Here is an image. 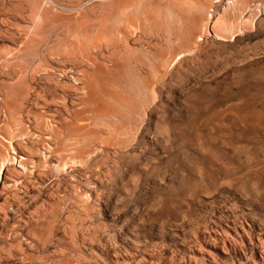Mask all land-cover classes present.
Returning <instances> with one entry per match:
<instances>
[{"label": "rangeland", "instance_id": "1", "mask_svg": "<svg viewBox=\"0 0 264 264\" xmlns=\"http://www.w3.org/2000/svg\"><path fill=\"white\" fill-rule=\"evenodd\" d=\"M111 1L0 0V264H264V0Z\"/></svg>", "mask_w": 264, "mask_h": 264}, {"label": "bare ground", "instance_id": "2", "mask_svg": "<svg viewBox=\"0 0 264 264\" xmlns=\"http://www.w3.org/2000/svg\"><path fill=\"white\" fill-rule=\"evenodd\" d=\"M112 1H114V0H112ZM111 1V2H112ZM118 0H116V2H117ZM111 2H109V4L111 3ZM121 2V3H120ZM118 1V3H119V5L120 6H122L125 2H124V0L123 1ZM124 2V3H123ZM129 2H131V1H129ZM115 2H112V4H110V5H112L113 7H114V5H116L117 6V4H114ZM134 4V3H133ZM110 5H108L107 7V9H110V10H113V7L112 6H110ZM125 5V4H124ZM126 5H128V2H127V4ZM112 9H111V8ZM126 7V6H125ZM117 10H118V7H115ZM114 8V9H115ZM121 8H123V6L121 7ZM128 8V7H127ZM130 8H131V6H130ZM121 11H123V9L121 10ZM249 20V19H248ZM247 20V21H248ZM246 72H247V70H245ZM246 72H244V71H241V74H245ZM218 83H217V86H215V87H210V86H208V87H206L205 89V91H207V92H205L203 95H200V97H201V99L203 100V102L205 103V104H207L208 106H210V104L212 103V101H213V98H214V90H216L217 91V89L219 88L218 87ZM216 87H218L217 89H216ZM244 94H245V96L243 95L242 97L247 101L249 98H250V96H251V93L250 92H248V91H246L245 90V92H244ZM228 117V118H227ZM257 118V119H260V115H258V114H256V116H250V115H248L247 113H244V114H242V106H241V114L240 115H235V114H228V116H226V118H227V120H229L230 122H232V123H236V122H239V121H241V122H248V121H250L251 122V120L253 119V118ZM259 124H261V123H259ZM252 127H255V125H252V124H250ZM258 125V124H257ZM241 133H243V132H241ZM231 150V149H230ZM230 150H228V151H230Z\"/></svg>", "mask_w": 264, "mask_h": 264}]
</instances>
